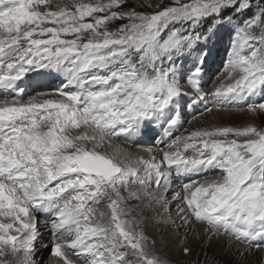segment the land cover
<instances>
[{
	"label": "snow or ice",
	"instance_id": "obj_1",
	"mask_svg": "<svg viewBox=\"0 0 264 264\" xmlns=\"http://www.w3.org/2000/svg\"><path fill=\"white\" fill-rule=\"evenodd\" d=\"M125 4L0 0V91L8 93L0 98V264H44L40 249L57 264H169L142 228L148 221L176 236L201 225L205 259L196 264H215L203 245L220 236L234 250L229 264L264 253V128L192 131L167 140L159 160L131 163L113 144L154 129L169 137L184 97L264 113V0L150 2L152 12ZM222 31L229 49L219 75L228 82L205 92ZM33 74L62 86L25 101L21 83ZM186 239L180 251L189 256Z\"/></svg>",
	"mask_w": 264,
	"mask_h": 264
},
{
	"label": "rangeland",
	"instance_id": "obj_2",
	"mask_svg": "<svg viewBox=\"0 0 264 264\" xmlns=\"http://www.w3.org/2000/svg\"><path fill=\"white\" fill-rule=\"evenodd\" d=\"M65 1L66 0H61V1L60 0H53V8L55 7L56 4L65 3ZM86 1L89 2V0H85V2ZM69 2H70V0H69ZM90 2L95 3L96 0H90ZM150 2L153 4H167L170 2V0H126L125 10H131V9L135 8V10L138 12H152L154 9L147 7V4ZM124 22H126V21H117L115 26H118L120 23H124ZM220 35H221V40L219 41V43H217L216 48L213 51L212 60L210 61L208 68H207V76L204 78V81H202V87H203V90L205 92H210V91L214 90V88L216 86H218L222 80H224V76L219 75V74H221L223 72L224 64L227 60V51L229 49V34L227 32L222 31L220 33ZM33 76H34V74H33ZM224 82L226 83L228 81L224 80ZM61 86L62 85L60 82H57V81L52 82V83L46 85V87L44 89H42L41 91H35L32 93V91L25 90L22 93L25 96H22V97L25 101H27L30 97H33V96H36L39 99L52 98L50 95H45L42 98L41 96H38V94L39 93H49V94L53 93L57 88H59ZM255 99L259 100L260 97H256ZM183 100H184V102H183V104H181V107L183 110L182 122L180 125H178L172 129L171 135L169 137H165L162 130L154 129V131L152 132V138H150L149 140L147 139V140L141 142L140 137L136 136L137 139L134 137L129 138L130 140H132V141L135 140V141L130 142V140H128L126 142L123 137H120L118 139H115L113 144L119 145L122 150H124V149L127 150V149H130V148H133L136 146V147H138L137 149H140V150L142 149V151H144V153H148V156H150V157L155 156L156 159L159 160L160 154L162 153V151H160V149H164V144L167 142V140L174 138L176 136H181V135L187 136L192 131H196L197 127L195 125H192V127H191L189 125V123L195 118H199V117L203 118L204 116H207V115H209V113H212L214 111L215 112L232 113V114L238 113L239 115H241V117H243L239 121L240 124H248V125L253 124L258 128H264V113H259L258 115L253 116L247 112L246 108L244 110H239L241 106H237V105L228 106L227 109L218 108V107L214 106L211 98H207L203 101H199L196 104H189L188 103V97H184ZM209 108H211L212 110L208 111L207 109H209ZM189 113H191L192 115L188 116ZM233 117H235V116H233ZM201 122L203 123V120ZM239 123L235 124V125L238 126V125H240ZM233 124L234 123L232 122V124H226V126L232 127ZM210 125H212V126L215 125L218 127L219 125H222V124L221 123H211ZM223 126H225V124H223ZM199 128L202 129V128H205V126L204 127L200 126ZM154 133H156V134L154 135ZM105 147H107V145H105ZM143 148H145V149H143ZM103 149L104 148H102L100 150L104 151ZM146 149H151V150L153 149L150 155H149V152L146 151ZM108 150L110 151L111 149H108ZM164 150H166V149H164ZM134 167H136V166H134ZM214 174L215 173H211V175H214ZM199 179H201V178H199ZM170 198L171 197H169V199ZM128 203H129V207H132V206H134L140 202L136 201V200H133V201L130 200ZM101 206L104 207L103 202H102ZM174 212H175V208H173V216L175 215ZM37 215H38V228H39L41 233L44 232L45 243H49L51 238L48 235V229L46 228L45 223L41 224V220H44V216H43V214H37ZM133 215H138V214L133 213ZM148 222H150V224H152V225H156L152 221H148ZM144 225H147V224L145 223L142 226H144ZM189 227L187 229H185V228L180 229L179 235H178L180 237V239H183L186 232H187V239H188V237L190 235ZM191 228H192V224H191ZM143 230L145 232L144 228H143ZM161 234H162V232H161ZM149 240H152V239L149 237ZM180 248L181 247H179L178 252L180 251ZM220 248L222 250H224L225 246L220 245ZM156 251H157V254L161 257V259L168 261L169 264H178V262H175V263L171 262L172 260H170L166 256H165L166 258L162 257L161 254L163 253V251L157 249V247H156ZM207 251L213 252L212 249H210V250L207 249ZM40 252H41V254L44 255L43 256V258H45L44 264H48L49 259H51V260L55 259L57 261V258L51 257L50 249H40ZM180 253L182 254V252H180ZM227 255H228V253H227ZM227 255H223V253H218V256H219L222 264H229V262L233 259V256H231L230 254L228 256ZM9 259H10V257H9ZM70 259L75 260L76 258L74 256H72V257H70ZM59 264H62V262L61 263L59 262ZM188 264H196V263H188Z\"/></svg>",
	"mask_w": 264,
	"mask_h": 264
},
{
	"label": "bare ground",
	"instance_id": "obj_3",
	"mask_svg": "<svg viewBox=\"0 0 264 264\" xmlns=\"http://www.w3.org/2000/svg\"><path fill=\"white\" fill-rule=\"evenodd\" d=\"M61 1V0H60ZM69 0H66L65 3H68ZM87 2V1H86ZM35 76V75H34ZM44 77V76H42ZM42 77H38L35 76L34 78L30 79V80H26L24 82L21 83V86L24 89H30L31 84H36L38 83V81L42 78ZM50 76L45 75V79L49 80ZM227 83V82H226ZM42 89H44L43 87H36V89L32 90V93L35 91H41ZM0 98H3L4 96H6V92H0ZM43 98V96H42ZM184 100H182L181 104H183ZM192 114L189 113L188 116H191ZM235 116V117H233ZM231 118V119H230ZM243 117H241V115H239L238 113H225V112H212L209 113V115L204 116L203 118H195L193 119L189 125L192 127V125H195L197 127V130H207V129H214L217 128V126H212L210 125L211 123H221L222 125H219L218 127H224L223 124H232V122L234 123L232 127H243L246 126L248 124H240L239 121L242 119ZM203 120V123L201 122ZM240 124V125H235V124ZM202 124V125H201ZM204 127L200 129L199 127ZM229 126V125H228ZM186 127V126H185ZM196 130V131H197ZM154 131V130H153ZM152 131V132H153ZM152 132L144 137H140V139L142 140H149L150 138H152ZM156 133H154L155 135ZM131 138V137H130ZM134 138L137 139L136 136H134ZM133 138V139H134ZM130 140V139H129ZM135 141V140H133ZM132 140H130V142H133ZM114 143V141H113ZM106 148V147H105ZM105 148L103 150H105ZM127 148V147H126ZM138 147H133L127 150H123L124 153H127L129 159L126 160L127 163H131V161H134L138 158H144L145 160L151 159L150 156H148V153H144V151H142V149H137ZM141 148V147H140ZM145 149V148H143ZM137 150V151H136ZM153 150V149H152ZM109 151V150H108ZM111 153V150L109 151ZM150 155V154H149ZM162 157V153L160 154V158ZM132 166H137L135 164H132ZM142 167V166H141ZM213 173H215L214 175H216V172L214 171ZM213 175V176H214ZM199 179L201 177L198 176H193L192 179ZM187 179V177L181 178V180ZM181 181H178L176 178L173 179V183L171 185V188L173 191L177 190V185L178 183H180ZM169 197H171V193H169ZM133 201V200H132ZM102 207V206H101ZM175 213V212H174ZM147 215L151 216V213H148ZM44 223V220H41V224ZM149 223V224H148ZM147 225L142 226L145 229V233L147 234V236H149L151 239H155L157 241V249L163 251V253L161 254L162 257L166 258L168 257L170 260H172L171 262L175 263L178 262V264H188V263H196L197 261V257L199 256L200 260H204L205 256L202 254V244H201V240H198L196 238V234L197 232H200L201 236H203V229L201 225L192 224V228L191 225L189 227V237L187 240L184 241V244L186 246H188L191 249V254L189 256H183L178 249L179 247H181L180 244V237L176 236L174 234H170L169 230L166 229H162L157 225H152L150 224V222L146 223ZM42 228V227H41ZM162 232V234H161ZM44 234V232H43ZM161 234V235H160ZM162 237L164 238V243H161V239ZM227 242V237L224 236H220V237H216L213 238L211 245H208L206 242L203 245V251L207 253V258L209 260H215V264H222L218 253H223V255H228L230 254L231 256L234 255V251L232 253L228 252V250L225 249L222 250L220 248V245H224ZM212 249V251L208 252L207 251ZM227 255V256H228ZM43 254H41V252H39V255L37 257V259H42L44 261L45 258H43ZM166 256V257H165ZM47 259V258H46ZM248 261L250 262V264H264V253L259 252L256 249L252 250V254L248 257ZM61 263V262H60ZM48 264H57V261L55 259H49Z\"/></svg>",
	"mask_w": 264,
	"mask_h": 264
},
{
	"label": "trees",
	"instance_id": "obj_4",
	"mask_svg": "<svg viewBox=\"0 0 264 264\" xmlns=\"http://www.w3.org/2000/svg\"><path fill=\"white\" fill-rule=\"evenodd\" d=\"M244 18H245V17H240L239 19H240V20H243Z\"/></svg>",
	"mask_w": 264,
	"mask_h": 264
}]
</instances>
